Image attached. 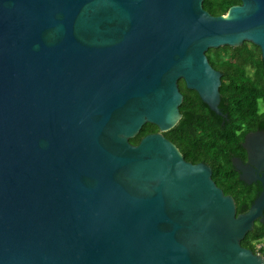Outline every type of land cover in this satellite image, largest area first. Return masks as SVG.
<instances>
[{
	"label": "water",
	"instance_id": "obj_1",
	"mask_svg": "<svg viewBox=\"0 0 264 264\" xmlns=\"http://www.w3.org/2000/svg\"><path fill=\"white\" fill-rule=\"evenodd\" d=\"M0 0V264H263L264 222L162 132L177 81L220 114L209 48L251 42L264 0ZM145 123L158 132L134 137Z\"/></svg>",
	"mask_w": 264,
	"mask_h": 264
},
{
	"label": "trees",
	"instance_id": "obj_2",
	"mask_svg": "<svg viewBox=\"0 0 264 264\" xmlns=\"http://www.w3.org/2000/svg\"><path fill=\"white\" fill-rule=\"evenodd\" d=\"M240 0H204L203 7L212 15H223ZM209 62L222 72L219 91L225 109L231 118L251 117L264 109V60L258 46L243 42L239 46L209 48ZM183 100L179 106L182 118L165 132L167 138L177 146L182 155L192 162L207 161L212 165L213 178L225 194L236 201V213L247 211L254 200L253 192L243 186L241 197L233 189L239 180L231 163L236 132L228 123L208 121L212 112L192 90L181 87ZM233 121V120H232ZM157 127L145 123L130 142L137 144L146 134L156 132ZM245 187V188H244ZM264 214V212H263ZM264 238V222L256 220L253 228L241 240V245L255 251L254 243Z\"/></svg>",
	"mask_w": 264,
	"mask_h": 264
},
{
	"label": "flooded vegetation",
	"instance_id": "obj_3",
	"mask_svg": "<svg viewBox=\"0 0 264 264\" xmlns=\"http://www.w3.org/2000/svg\"><path fill=\"white\" fill-rule=\"evenodd\" d=\"M202 6H203V2H202ZM205 10H207V9H205ZM211 66L215 70H217L221 73V78H222V72L220 70H218L217 68H215L212 64H211ZM177 83H178L179 90L181 89L182 86L187 88L182 79H179L177 81ZM188 90H192V93L196 94L199 97L198 93L195 90H193V89H188ZM180 92H181V90H180ZM182 100H183V97H182ZM218 109H219L220 114L212 111L209 108V110L212 112L213 115H212V118L208 119V121H210V119H211V121H213V122H216V123L220 122L221 125L228 123L229 125H231V127L236 132L235 139L237 141H236L235 145H233V148H232L231 163L233 166L235 176L239 180V183L237 182L236 187H234V189H233V192L237 196L241 197L242 193L239 189H241V187H243V186H246L250 190V192H253L254 198H255L260 193V191L262 189V183L257 178V176L264 177V109H260L257 113L254 112L251 115V117H249V119L241 118V117L231 118L229 115V112L225 109V107L223 105L221 93H220V101L218 104ZM180 115H181V117H180V119H181L182 118L181 112H180ZM167 131L162 132V134L166 138H167V136H166L165 132H167ZM156 132H158V128H157ZM167 139L169 140V138H167ZM178 150L180 151L179 148H178ZM181 154H182V152H181ZM184 159L186 161L191 162V163L202 162V163L210 166V168L212 170V165L207 161L200 160V161L192 162L190 160H187L186 158H184ZM211 176H212V179L214 180L213 170H212ZM214 182H215V180H214ZM216 185L218 186V184H216ZM236 203L237 202L235 201V205H236Z\"/></svg>",
	"mask_w": 264,
	"mask_h": 264
},
{
	"label": "built area",
	"instance_id": "obj_4",
	"mask_svg": "<svg viewBox=\"0 0 264 264\" xmlns=\"http://www.w3.org/2000/svg\"><path fill=\"white\" fill-rule=\"evenodd\" d=\"M255 251L254 253L260 255L263 259L264 264V238L254 243Z\"/></svg>",
	"mask_w": 264,
	"mask_h": 264
}]
</instances>
